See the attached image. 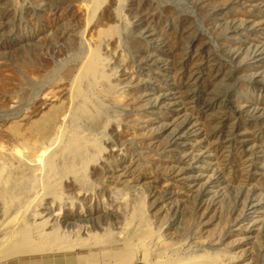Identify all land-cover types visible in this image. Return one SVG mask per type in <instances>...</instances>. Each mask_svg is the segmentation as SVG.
Returning a JSON list of instances; mask_svg holds the SVG:
<instances>
[{
  "label": "rangeland",
  "instance_id": "rangeland-1",
  "mask_svg": "<svg viewBox=\"0 0 264 264\" xmlns=\"http://www.w3.org/2000/svg\"><path fill=\"white\" fill-rule=\"evenodd\" d=\"M10 198L0 264H264V0H0Z\"/></svg>",
  "mask_w": 264,
  "mask_h": 264
},
{
  "label": "bare ground",
  "instance_id": "bare-ground-1",
  "mask_svg": "<svg viewBox=\"0 0 264 264\" xmlns=\"http://www.w3.org/2000/svg\"><path fill=\"white\" fill-rule=\"evenodd\" d=\"M98 1L99 0H95L96 3H98ZM28 202H29L28 200H23V199L18 200L16 198H10V200L6 204L5 214H4V216L0 222V251L1 252L9 251V254L0 255V261H1V259L5 258L9 255H12V254L38 253V252L45 250V248L41 244L32 245V246L31 245H23L22 241H20V239H21L20 237L22 235L24 236L25 233L20 232V230L16 231L17 226L11 227L14 224V221L12 222V220L17 219L20 215H22L26 211L25 207L27 206ZM15 206H16V208H15ZM19 228H21V227H19ZM11 240L12 241L18 240L17 244L7 245V242L11 241ZM143 245H144V243H143ZM142 250L143 249L141 247H139V252L141 254H142V252H144ZM144 257H146V256H144ZM198 259H200V256H196L192 260H188V258H186V259H184V258L183 259L182 258H174L173 259L172 258L171 260L162 258V259L157 260L153 264H190V262L195 263ZM201 262H202V264H204L203 260Z\"/></svg>",
  "mask_w": 264,
  "mask_h": 264
},
{
  "label": "crops",
  "instance_id": "crops-1",
  "mask_svg": "<svg viewBox=\"0 0 264 264\" xmlns=\"http://www.w3.org/2000/svg\"><path fill=\"white\" fill-rule=\"evenodd\" d=\"M105 254V257L108 258L107 260L116 264H147L146 262L133 263L132 260L134 259V253L133 251L126 249L114 248V250L110 249ZM80 258H83V261H80L79 259V262H76V264H98L97 260H89L87 255L86 257L80 256Z\"/></svg>",
  "mask_w": 264,
  "mask_h": 264
}]
</instances>
